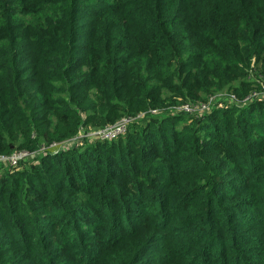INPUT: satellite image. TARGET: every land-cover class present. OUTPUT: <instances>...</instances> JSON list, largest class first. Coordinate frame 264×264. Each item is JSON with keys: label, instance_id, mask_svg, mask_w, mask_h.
I'll return each mask as SVG.
<instances>
[{"label": "trees", "instance_id": "obj_1", "mask_svg": "<svg viewBox=\"0 0 264 264\" xmlns=\"http://www.w3.org/2000/svg\"><path fill=\"white\" fill-rule=\"evenodd\" d=\"M263 53L264 0H0V153L34 150L87 122L111 124L162 101L167 87L170 99L190 101L196 84L210 93L246 75L248 64L244 85L264 83ZM154 79L165 87L153 91ZM255 102L197 121L214 122L223 137L197 126L167 131L169 142L154 139L159 149L127 135L116 148L95 141L85 157L66 156L72 145L51 158L32 152L15 169L1 162L9 171L0 177V264H70L56 252L75 246L85 254L86 238L103 237L97 260L137 225L152 229L111 264H142L161 252V264H264V101ZM250 115L259 116L255 131L240 127L253 123ZM151 122L138 123L142 133ZM80 167L87 171L75 180L69 170ZM136 196L145 206L139 220L103 235L117 223L115 208L126 213ZM58 229L71 239H54Z\"/></svg>", "mask_w": 264, "mask_h": 264}, {"label": "rangeland", "instance_id": "obj_2", "mask_svg": "<svg viewBox=\"0 0 264 264\" xmlns=\"http://www.w3.org/2000/svg\"><path fill=\"white\" fill-rule=\"evenodd\" d=\"M257 61H258L257 67L261 68L262 62L264 61V53L262 54V56H260V58ZM248 65L249 66L248 67L246 66L247 68H245L246 69L245 74L250 76V75H253V72L251 71V68H250L251 64H248ZM246 75L241 74V73L240 74L236 73L231 77V80L229 83H225L222 80H220L218 86L212 87L213 89H215V91H218L214 95L211 93H214L215 91H212L210 93L206 92L203 94L204 92L202 89L203 87L198 83L195 86V90L192 92L193 98L190 101L183 100L184 98L180 96L178 97L176 101L174 100L175 96H173L170 99L171 94L175 93L173 89L171 87L162 89L165 86L162 87L163 85L160 81H163V80L154 79L152 80L151 85L156 84V82H158L160 87L153 85L155 86L153 91L157 92L162 89L160 91V97L162 101H155V102L153 101L151 106L141 107L139 110H136L132 113L123 114L111 124H107L103 126L94 125L93 123H90V122L85 123V125L80 124L79 127L77 128L76 134L69 135L60 140H54V142H51V143L39 142V146L34 150H32V148L29 149V147H27L28 144H25L23 146H19L21 148L15 149L11 151L10 153L2 152L0 153V155L9 156L12 153H21V154L24 153L25 156L24 158H22L23 160H21L20 162L26 161L25 165H29L33 161V159H35L34 157H30L32 152L37 153L38 159L39 157L42 156L43 153H45L44 155H46L47 157L51 158V157H56L58 155H61L60 154L61 148L63 147L71 148L70 146L74 145L73 148L76 150L69 151L68 153H65V155L73 156V157H80V156L85 157L87 156L86 154L91 153V150L88 147H90L95 141L97 140L104 141L107 144L112 145L116 148L117 144H120L121 141L123 142L127 139V135H132V137L135 140L136 146H140L143 138H145L151 149L153 148L159 149L160 146L155 145L154 139L159 140V137L163 136L167 140V142H169L171 133L173 131H175L174 133L176 135H186L185 131L192 130L193 128L197 126H199L198 128H201V131H207L209 135L223 137L226 135V133L211 129L214 125V122L210 123L207 121V119L202 120L201 123H197V121L199 119L201 120L203 117L207 115L208 117L213 116L214 114H212L211 111L216 110V109L223 110V109H229L232 107L240 108L241 106H242L241 108L245 107L249 109L251 107H254V105H256L254 104L255 101H257L255 103H258L257 105L262 103L264 101V83L259 82L255 78L252 82H248L249 84L247 83L246 85H244L243 81L248 80ZM217 97H220V99L219 100L216 99ZM179 99H182V100H179ZM163 101L164 103H162ZM203 104H208L209 110L207 108H204ZM200 109L202 111L199 115L198 112ZM194 110L196 111V113L192 114ZM245 116H247V114H245ZM258 118L259 116L254 117L253 115H250V121H252L253 119V123H250V124L242 123L240 127L243 129L245 127H248V125H250L249 126L250 129L252 131H255V129L257 128ZM150 121H153L150 123L149 125L150 127L147 129L146 133H142L141 128L138 127V123L140 124V126L143 127L144 125H146V122H150ZM121 122L126 123V126L123 131L112 135L111 134L112 132L107 130L108 127L116 126ZM52 127L53 126L50 125V129H53ZM262 127H264V117L261 122V128ZM167 131H172V132H167ZM232 133L233 131L227 132V134L231 135L233 139L236 138V135L234 133L232 135ZM100 134H101L100 137L95 136V135H100ZM258 135H263L262 131H260ZM73 140L76 141L74 142V144L71 143ZM41 141H44V140H41ZM118 158L119 157H117L114 160L115 162L113 161L114 165L117 164ZM121 158L123 157L121 156ZM155 159L161 162V164L156 165V169H160L161 167H163L162 162L164 161V159L159 156H157ZM178 161L180 160L178 159V160H175L174 162L177 163ZM173 163L172 164L169 163L168 165L170 164L173 165ZM17 165H18V161L15 163L9 162L8 168L13 167V169H15ZM8 168L5 169L0 164V177L1 175L9 171ZM85 169L87 171V168ZM85 169H82L80 167V168H75L69 171H72L73 173H78L74 175L75 180H77L80 177L79 174L80 173L83 174L84 173L83 171H85ZM76 176H79V177H76ZM74 183L77 185H82L84 183V179L81 178L78 182L74 181ZM144 195H146L147 197H151L154 194L144 191ZM142 204H143L142 197L136 196L134 201L130 204L129 210L126 213L123 214L121 210H119L120 208L116 207L115 209L118 210V213L116 216L117 223L114 227L112 228L109 227L108 229H106L103 235H107L110 231L113 232V235H117L118 232L120 231L122 232L126 230L128 227L133 226L139 220L141 215H143L142 214L143 212L140 210L145 209L144 208L145 206ZM258 205L259 204L257 202L256 207H259ZM253 209H257V208H253ZM260 211L261 213H264V211L261 208H260ZM156 213H157L156 215H159V214H162L163 212L157 211ZM76 220L80 221L81 218L78 216ZM128 221L131 223H128ZM80 224L83 227L86 226V224H84L81 221H80ZM151 229L152 227L150 225H147L145 229H142V227L137 225L136 230H135L137 231V233L132 236L130 235L129 237H127L123 242L124 245L107 248L106 251L103 254H101L99 258H97V260H95V255H97V251H99V249L96 247V244L98 242L97 239H100L103 241L104 239L103 237H99L97 239L93 237L86 238L83 241V244L86 249L85 254L79 248L74 246V247H70V249L60 250L56 252V259L58 260V262H61V261L64 262V261L71 260L72 262L70 264H88V263L90 264H111L113 256L116 255L120 249L121 250L125 249L126 247L130 246V243L138 244L140 241H142L143 237L145 236L144 231H146V233H149ZM252 231H255V230L252 229ZM64 235L65 236L63 237V235L61 234V230L58 229L54 232L53 238L56 239L57 237H59L61 239H65L66 241H69L71 239V235H66V234ZM65 243L67 242H64V244ZM55 245H58V244H55ZM50 249L51 250L54 249L53 246H51ZM126 252H128V250ZM162 253L163 252L159 253V256L156 255V257L155 256L146 257L142 264H152L151 259H154L155 262H157L158 264H161V261L163 259H161L160 256L163 255ZM88 259H90V261H88Z\"/></svg>", "mask_w": 264, "mask_h": 264}, {"label": "built area", "instance_id": "obj_3", "mask_svg": "<svg viewBox=\"0 0 264 264\" xmlns=\"http://www.w3.org/2000/svg\"><path fill=\"white\" fill-rule=\"evenodd\" d=\"M203 107L207 108L209 110V105L208 104H203ZM199 111L201 113L202 110L200 109ZM194 112H196V111L194 110ZM125 126H126V123L125 122H121V123H119L116 126L108 127L107 130L112 132L111 134L114 135V134H117V133L123 131ZM95 136H99L100 137L101 134L100 135H95ZM24 156H25L24 153H22V154L21 153H12L9 156L0 155V163L4 162V161H8V162H11V163H15V162L18 161V163H19L21 160H23L22 158H24Z\"/></svg>", "mask_w": 264, "mask_h": 264}]
</instances>
